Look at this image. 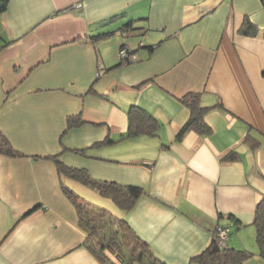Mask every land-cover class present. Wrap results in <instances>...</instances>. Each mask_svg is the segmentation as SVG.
Returning <instances> with one entry per match:
<instances>
[{
    "label": "crops",
    "instance_id": "1",
    "mask_svg": "<svg viewBox=\"0 0 264 264\" xmlns=\"http://www.w3.org/2000/svg\"><path fill=\"white\" fill-rule=\"evenodd\" d=\"M245 17L256 34L239 30ZM123 43L135 54L128 62ZM263 70L264 0H7L0 131L20 154L0 153V264H100L45 157L55 153L94 178L140 185L119 215L168 264H198L191 258L216 223H233L226 245L242 231L255 241ZM191 91L210 106L211 132L176 139L189 114L180 97ZM131 104L157 118V136L121 137ZM70 115L81 123L67 128ZM230 150L237 157L223 159Z\"/></svg>",
    "mask_w": 264,
    "mask_h": 264
},
{
    "label": "trees",
    "instance_id": "2",
    "mask_svg": "<svg viewBox=\"0 0 264 264\" xmlns=\"http://www.w3.org/2000/svg\"><path fill=\"white\" fill-rule=\"evenodd\" d=\"M7 0H0V13L5 10ZM127 23L125 29L132 28ZM258 27L247 17L240 25L239 30L248 35L257 33ZM102 33L93 35L100 37ZM127 43H123L125 45ZM121 45V46H122ZM128 46V45H127ZM128 50L131 49L128 47ZM132 52V51H131ZM264 74V70L262 71ZM92 89V86H90ZM89 89V90H90ZM181 102L189 110L186 121L176 132L175 138L180 139L187 131L194 130L201 135H207L211 132L210 125L205 121L204 114L210 106L202 105L197 92H187L180 97ZM127 128L121 134V137H133L145 135L157 136V130L160 126L159 121L153 114L145 108L131 104L127 109ZM67 128L81 123L78 115H70L66 119ZM244 141L251 147H255L257 140L246 134ZM112 142L111 138L103 139L93 145L107 144ZM84 148L66 147L62 150L81 151ZM0 153L9 156L19 155L17 151L0 131ZM60 153L45 155L50 158L61 178V187L64 194L69 198L77 212L79 226L85 231V246L99 260L100 264H168L165 260L156 255L152 250L150 243L141 238L130 225L123 215H117L105 207L95 206L79 196L66 183L65 178L78 180L95 188L101 195L107 196L114 204L123 211H128L135 203L137 197L142 192V187L133 183H121L114 180L97 179L92 177L85 167L74 166L65 163L59 157ZM237 152L230 150L225 153L223 159H235ZM223 223V222H221ZM220 223V224H221ZM229 230H231V221ZM218 224V223H216ZM252 225L255 227V242L260 255L264 256V196L258 201L255 208ZM228 236V234H227ZM226 240V239H225ZM252 254L244 248L234 246L219 245L216 236L212 233L209 243L196 255L192 256L191 261L198 264H244V260Z\"/></svg>",
    "mask_w": 264,
    "mask_h": 264
},
{
    "label": "rangeland",
    "instance_id": "3",
    "mask_svg": "<svg viewBox=\"0 0 264 264\" xmlns=\"http://www.w3.org/2000/svg\"><path fill=\"white\" fill-rule=\"evenodd\" d=\"M64 178L66 183L75 191V193L88 201L90 204L105 207L117 215L121 213V210L114 204L113 201H111L109 197L101 195L95 188L78 180H72L66 177ZM251 228L254 229L252 226ZM235 232L236 231L233 228L231 232L228 233L225 241H227L228 237H231V234H234ZM233 243L234 247L243 248L244 246L249 249V251H252V254L244 260V264H264V256L259 254V249L254 241V238L251 239L246 231H242L239 238L235 237Z\"/></svg>",
    "mask_w": 264,
    "mask_h": 264
},
{
    "label": "built area",
    "instance_id": "4",
    "mask_svg": "<svg viewBox=\"0 0 264 264\" xmlns=\"http://www.w3.org/2000/svg\"><path fill=\"white\" fill-rule=\"evenodd\" d=\"M118 57L121 62H128L135 57V54L128 50L127 44L122 45L118 49ZM229 223H218L213 227L212 233L216 236L219 245H223L227 238Z\"/></svg>",
    "mask_w": 264,
    "mask_h": 264
}]
</instances>
